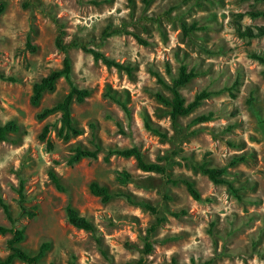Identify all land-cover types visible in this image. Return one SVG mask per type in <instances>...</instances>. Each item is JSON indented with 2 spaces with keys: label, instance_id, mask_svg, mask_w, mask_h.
<instances>
[{
  "label": "rangeland",
  "instance_id": "374dc122",
  "mask_svg": "<svg viewBox=\"0 0 264 264\" xmlns=\"http://www.w3.org/2000/svg\"><path fill=\"white\" fill-rule=\"evenodd\" d=\"M0 3V73L15 79H0V123L13 120L19 125L0 141V198L17 217L16 189L19 180L24 181L25 206L36 207L33 217L16 221L17 227H24L25 250L34 253L41 242L49 241L43 264H136L142 237L155 216L120 196L103 202L89 191L96 181L112 192L122 190L146 200L164 218L151 237L154 249L145 264H264V65L250 57L264 53V36L241 38L234 26L237 13L244 14L238 19L242 26H264V17L245 14L264 10V0ZM181 22L195 23L198 29L185 36ZM107 28L116 32L101 40ZM60 31L65 42L76 38L131 67L130 73L107 68L89 53L68 50L73 81L89 94L70 106L82 133L67 141L57 136V114H38L68 92V82L58 79L37 105L29 100L34 82L61 66L64 54L54 43ZM132 33L147 44L138 43ZM28 38L36 47L33 52L25 46ZM180 64L196 73L180 87L186 101L201 90L210 94L172 124L169 107L156 98L157 93H170L154 73L170 83ZM108 90L127 111L106 96ZM208 113L210 120L194 121ZM45 124L50 125L51 149L39 138ZM96 145V158L68 164L75 146L94 150ZM133 146L146 161L165 166L172 179L191 181L202 201L193 200L183 183L142 171L133 157L108 154ZM203 162L225 166V177L236 192L191 167ZM49 170L58 175L64 191L55 188ZM122 171L129 174L123 184L116 180ZM68 203L93 222L100 243L66 221ZM181 210L185 214H170ZM0 224L10 227L1 205ZM9 237L0 234V259L9 252Z\"/></svg>",
  "mask_w": 264,
  "mask_h": 264
},
{
  "label": "trees",
  "instance_id": "16d2710c",
  "mask_svg": "<svg viewBox=\"0 0 264 264\" xmlns=\"http://www.w3.org/2000/svg\"><path fill=\"white\" fill-rule=\"evenodd\" d=\"M148 3V1H145ZM4 10L3 3H0V13ZM245 14L249 15L252 18L256 17H264V10H255L248 11ZM244 14L237 13L235 16L237 19L235 20L234 26L235 30L239 37L251 39L255 37L264 36V26H242L238 19L241 18ZM180 28L182 34L187 36L192 30L198 29L195 23H191L187 25L186 23L181 22ZM114 31H108V28L105 29L101 35V40H104L107 36L111 35ZM131 34V33H130ZM63 31H60L55 37L54 43L56 48L63 52V58L61 62V66L58 68H54L50 70L47 74L43 75L39 80L34 82L31 89L30 95V103L32 105L39 104L42 96L46 92L53 91L55 89L56 83L58 79L64 78L69 85L68 92L55 104L43 108L38 114L39 118H44L50 114L58 115L59 127L57 128V136L64 141L69 140L74 136H78L82 133V130L75 125L70 106L72 102L76 101L78 103L83 102L84 99L88 96L89 91L87 88L78 86L72 78V63L71 59L68 55V50L72 48H78L83 52L89 53L95 61H100L107 68H115L117 70L125 71L130 73L131 67L125 65L124 63L118 62L115 59L104 54L103 51L98 48L91 47L87 43L78 40L76 38L65 42L63 40ZM132 36L137 40L140 44H147V41L140 37L137 34L132 33ZM26 48L33 52L36 47L33 45L28 38L25 44ZM250 57L257 60L260 64L264 65V53H251ZM158 83L164 86L170 93V97L164 96L160 93L156 94V98L162 104L169 107L168 115L172 124L175 122L177 117L185 116L191 113L197 106L200 105L203 99L207 98L210 92L206 90H201L196 93L191 101H186V99L182 96L180 87L188 83L196 73L193 70H188L185 64H180L178 67V72L175 78L171 80L170 83H167L158 73H154ZM0 79L4 81H15L12 76H5L0 73ZM106 96H108L111 100L118 103L125 111H127V107L125 104L113 93L109 90L106 92ZM212 117V113L202 114L197 116L194 121L196 122H205L210 120ZM19 130V125L13 121L8 120L4 123H0V141H5L8 139V134L17 132ZM50 132V125L45 124L41 132L39 134V138L41 140H45L46 147L48 149L52 148V142L50 141L48 134ZM158 133V131L155 130ZM99 147L96 145L94 150L83 148L81 146H75L72 149V153L68 157V164H73L80 161L82 158H96ZM109 155H120L123 157H133L136 160L137 166L144 172H155L160 173L164 178L173 183L181 182L185 185V188L191 198L195 201H202V196L200 192L195 188L194 184L189 180H174L168 174L166 167L161 165L155 161H146L140 152V150L136 147H128L116 150H108ZM105 160L108 159V155L104 157ZM233 164V162H232ZM191 167L195 170H198L202 174L206 175V177L214 184H225L227 187L235 193L236 190L233 188V185L229 182V180L225 177L226 167H217V166H209L206 163H201L199 165H191ZM48 177L51 182L54 184L55 188L60 191H64V187L58 177V175L53 171H48ZM129 179V174L125 171L118 172L116 174V180L123 184ZM24 181L22 179L19 180L18 187L16 189L17 192V205L19 207V214L17 217H13L8 205L0 198V205L3 209L6 219L10 223V227H7L3 224H0V234L9 233L10 237L6 240V248L8 249V254L0 259V264H11L13 261L18 260L25 264H43V259L46 256L47 251L50 249V242L43 241L40 243L38 249L34 253H30L25 250L21 246V242L25 238L24 227H17L16 221L18 217L27 216L33 217L35 215L36 207L30 210L25 206V194H24ZM89 191L91 194L99 197L103 202L110 200L113 197L120 196L123 197L128 203L139 206L140 208L148 210L152 215L155 216L154 222L146 228L145 235L142 237L143 249L141 251L140 257L136 260V264H145V257L152 252L154 249L153 241L151 240L152 235L154 234L157 227L164 221V218L159 216L158 209L147 202L144 199L137 198L133 196L131 193L126 191L117 190L110 191L105 185L99 184L96 181H92L89 185ZM66 221L78 228L89 231L96 242L100 243L98 238V233L93 222L88 219L86 216L80 214L76 208L71 206L69 203L64 208ZM173 216H179L180 214H185L184 210L179 212L172 211L170 213ZM75 264V263H71Z\"/></svg>",
  "mask_w": 264,
  "mask_h": 264
}]
</instances>
